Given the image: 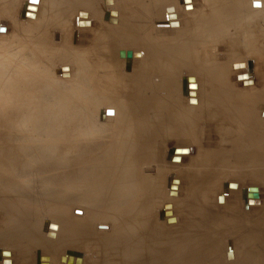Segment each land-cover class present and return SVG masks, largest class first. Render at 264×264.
Returning a JSON list of instances; mask_svg holds the SVG:
<instances>
[{
  "label": "rangeland",
  "instance_id": "obj_1",
  "mask_svg": "<svg viewBox=\"0 0 264 264\" xmlns=\"http://www.w3.org/2000/svg\"><path fill=\"white\" fill-rule=\"evenodd\" d=\"M182 1L163 0L161 2V0H123L122 2V0H90L85 6H80L79 0H0V29H2V31H0V55L2 57L7 56V48L12 49L15 55L14 58L11 57L13 61L11 64L7 63L10 62L8 59L3 58L5 68L1 73L2 75H7L9 72V74L13 76L12 79L8 78L6 82L9 83V89L12 90L15 98V116L14 122L12 123V131L15 136V150L12 158L14 172H20V174L33 172L31 176L32 181L30 179L24 181L22 178L23 176L19 178V181L23 180L24 185H27L30 189L35 188L34 190L36 191L40 189L47 190L45 192L47 193L45 194L47 198L44 202L47 203V207L51 210L56 208L58 203L55 201L63 194L65 186L62 183V175L64 172H72L74 176L72 178H76V181L82 179V183L84 179L91 177L94 172H100L101 177L95 180L96 184L93 182L95 185L88 186L89 190L95 191L98 194L95 196H92V194H84L82 197L81 209L78 211L84 213L92 211L93 208L90 206L91 201L102 198L101 200L104 201L105 209L107 210L102 216V225H108V229L106 226L103 232L109 234V241H111V243H130L133 242L135 237L141 235L140 225L135 223V218L137 216L133 218L126 209V205L128 204L126 202L130 201L124 198L123 200L126 205L124 203V205L119 208L115 207L112 203L115 189L110 183V180H105L112 175V172H139L143 177L146 175L147 181L142 184H145L141 188L142 192L144 190H149L151 186L156 189L155 184H159L160 198H158V208H171L176 215V217H172V211L165 214V216L168 217V222L177 220L175 219L177 217H181L182 221L185 219H198L199 216L196 215L194 211L196 212L199 207H196V205H193L194 203L192 204V202H190V199L192 200L191 191L196 188L203 190L204 187L209 195V199L207 200L209 203L208 205H210L215 213L227 215L229 214L228 212L231 213L233 209H235L234 211L240 210L239 212L241 214L245 212L242 214L245 219L252 217L256 213L258 217H263L261 214L264 212V177L248 174V171L241 172L239 170L240 172H237L238 170L232 168V166L230 168L229 166L228 168H224V162L220 160V155L223 157V154H221L223 150L232 148L230 139H233V134L235 135L234 130L236 129L233 130L226 126L229 125V123L230 125L234 124L235 121L229 120L230 118L225 120L223 116L218 113L214 114L217 118L214 116L213 119H210L207 114L208 112H203V114L207 115L206 118H204L200 116V111L196 110L197 113H199L197 118L196 116H191L197 119V121H195L193 118L194 120H192L191 124L193 127L195 125L196 128H185L184 130L186 131H184V127H182L184 121H181L179 122L181 128L179 125V130L177 129L178 131L176 130L175 132V122L172 120L170 121L172 115L170 113L166 114V112L161 110L168 106L166 103L162 105L158 111H153L152 109L142 112L141 104L135 101L141 89L132 84V78L135 74L140 72V69L135 68V65L140 59L142 60V56L138 55L134 57L126 53V64L130 65L131 68H125L122 62H120L121 65L117 63L113 68L114 70L112 71L114 73L109 72L111 74L106 70L107 66L104 67V65L111 63L112 60L116 58L117 49L120 48V46L124 56V48L122 47H124L123 43H127L128 38H131L134 44L131 47H137L136 49H139V52L136 50L138 53H140V50L143 51V48L147 50L148 48L155 47V45V49L159 48L158 51L162 52H164L166 48L174 46L175 35L178 34L175 32V27L170 28L169 26L162 25V23H165L163 21L165 17L164 8L167 5L173 3L176 5L173 4L174 8L171 6L173 9L171 8L172 10L169 11V13L171 14L172 12V14L176 15H172L174 19H170L173 22L179 21L178 25L181 26V32L186 31L185 33L188 34H186V36L184 34L181 39L186 40L187 36H192L191 29H194V26H199L200 22L196 20L202 18V15L198 14L200 7L212 1L187 0V2L190 1L189 3L185 0ZM190 3L193 6L190 5ZM182 6H185V8L183 9ZM81 8H86L88 10L90 14L89 20H76V18L78 19L80 16L86 17V12L81 10L79 11L80 14L78 13V15H76V11ZM121 17H123V20H121ZM125 18L127 20L129 18V20L126 21ZM145 18L146 20H144ZM10 19L17 20L18 26L12 27L10 25ZM124 20L126 24L125 22L122 23ZM159 20L161 26H157L158 23L156 22ZM127 23L128 27L126 26ZM242 25V27L237 26V29L232 34L230 33L232 36H225L223 39L225 52L229 56L236 53L235 59L228 60V64H230L231 61L236 67H230L229 65L230 71L227 75V82L230 87L228 86V89H233L232 91H235L234 93L236 96L242 94H255L257 99H253L252 102L257 104V108L255 105V109L259 111L264 106V19L260 17V15L257 19L254 18L253 21H248V18H246L245 23ZM75 26L79 27V31L75 30ZM131 26L133 28L131 29L132 31L128 29ZM138 27L140 28V31L138 30L140 33L136 30ZM81 29L85 30L83 31ZM134 29L136 31H134ZM128 30L129 32H127ZM127 33L131 35L129 36ZM122 37L123 39H127L121 40ZM257 37L259 39H257ZM143 40L146 41V45L142 43L144 42ZM150 41H153V44L148 46ZM132 42H130V44ZM213 42L214 41H208L204 44L199 43V46L197 44L195 47L197 49L194 48L196 52L193 50L192 54L190 51L191 54L189 57H193L194 55L202 57L205 53L206 56L211 58L208 48L211 49L210 47L214 44ZM221 46L222 45H219L218 49L223 50ZM197 51H199L200 56ZM166 52L169 53V50ZM176 59H180V57ZM214 59L212 58L211 60L215 61ZM179 61L185 62L186 60L180 59L175 61L176 65L178 64L177 67L180 66L179 63L183 66V68L181 66V68L179 67V71L175 65V71L177 69V71H179H176L177 75L175 73V84H177L175 88L177 87L176 93L182 91L180 93L184 96L185 93L183 92V88L180 87L182 86V73H188L189 70L194 71L196 68L194 67V69L191 67L189 62L182 64V62ZM250 63L253 68L250 70L248 69V73L255 82L252 86L247 87L244 84L248 81L252 83V81L251 79L247 81L243 79L242 76L246 75V73L241 74L240 78L237 76V81L234 77L236 75L235 73L246 71ZM187 64L190 67H187ZM163 66L164 65H162V70ZM171 66L170 64L167 65L166 70H169ZM232 68L235 70L233 71ZM123 72L128 76L126 79ZM195 72L197 73L198 71L196 70ZM118 75H120L119 78L122 77L121 81ZM123 79H125L126 84L122 82ZM170 89L171 88H169L168 91L172 92ZM1 91V96L8 93L5 89ZM174 93L173 91L172 97L175 95ZM185 96L184 98H186ZM259 97L262 98L260 99ZM183 102L185 104L186 100H183ZM182 108L184 110V106ZM230 111L231 110L228 112ZM191 112L194 113V110ZM179 113L180 115L176 113V116L190 115L187 111H181ZM184 113L186 114L184 115ZM169 114L171 115L170 117L168 116ZM232 114H234V112ZM173 116H175V114ZM92 117H95V131H97L98 134L97 137L94 135L93 138H90L94 130V126L89 122ZM165 118H168L169 121H166ZM193 121H195L194 124ZM105 127L113 132L111 137H105ZM225 127L227 129L230 128V130L227 131ZM263 130L264 126L262 132ZM190 131L191 133H189ZM177 132L178 134L181 133L180 136ZM262 132L260 131V133ZM176 134L177 137H175ZM188 135H192L191 139L194 137L193 140L190 138L188 139ZM227 135L228 137H226ZM88 136L89 138H87ZM185 136L187 139L184 138ZM186 144L191 149L177 148L182 151L180 153H185L186 156L182 161L179 159L178 164H175L176 160L173 159V157H175V152H173L172 149H175L176 145ZM170 150H172V153H170ZM189 150L192 152H190V155H188ZM201 156H210V159L208 157L202 158ZM216 156L219 157L217 158ZM205 159L209 164L206 162L204 163L203 160ZM218 159L220 162L217 161ZM228 162V165L234 163L233 161ZM193 163L197 167L193 166ZM200 163L201 166H198ZM221 163L223 165H221ZM204 165L205 169L206 166L209 168L207 169V173L204 171ZM216 166L219 168H216ZM191 167H193L194 170ZM199 167H202L204 170L200 168L201 171ZM197 168L200 173L202 172L201 175L203 173L207 175L201 176L199 172L195 170ZM217 169L219 172H217ZM213 170L216 172H213ZM175 177L179 178L180 181ZM207 177L209 180L206 179ZM169 178H173L174 181L180 182L178 190L179 195L175 199V204L169 201L164 202L166 200L165 196L167 189L170 190L169 195H177L174 185L175 182L171 183ZM45 180L47 181V189H45V185L41 183ZM211 182L214 184L210 186ZM206 183L209 184L205 185ZM226 183H231L235 186H225ZM249 184H256V186L259 187L260 198H258L256 194L253 198L259 200L256 201V205L248 209L243 205L240 192ZM141 190L139 192H141ZM209 190L211 192H209ZM148 192L147 196L142 195V203L153 199L150 190ZM206 192H201V195L207 194ZM137 194L135 193L136 196ZM215 195L218 196V205L215 203ZM40 199H42V197H38L36 200L39 202ZM137 199L138 198L134 197L130 200L136 203L138 202ZM184 201H189L191 204L189 202L188 204L191 206L187 208L183 207L182 204L185 203ZM252 203L255 204V202ZM216 206H218V208ZM232 206L234 208H232ZM115 209L118 210V213L114 211ZM58 214L56 216L57 218L60 216ZM115 214H117L118 217L121 214V218L115 220L113 217ZM256 215L253 217H257ZM30 219L36 221L37 217L31 215ZM60 219L55 222L53 221L51 223L52 225L49 223V227L47 226L49 233H44L45 231L42 229H36V234L32 232L33 240L42 242V247L40 249L37 248V253L34 251L36 249L35 247L28 249L29 244L25 243L26 239L24 237L16 239L15 243H11L15 244L14 246H9L11 247L13 255H15L13 256V261L18 264L19 260L22 258L20 255L23 251H29V255L35 258V253L44 252V248H46L45 252L48 253L50 257H56L58 255L57 253L60 254L68 250L79 251L84 256L85 264H90L95 260L98 264H104L109 260L112 261L115 259L116 253L119 255L121 254V251H107V236H104L106 239H103L97 244L96 240L90 237L92 233L97 232L95 230L89 233V229L86 231L87 235L84 233V237L81 239L78 238L81 243L76 241V238L80 234H78L74 224L71 223L72 225H69L70 221H68V219H65V223H61ZM155 219L157 220V218ZM231 225L233 226V224ZM216 227L218 226H211L208 230H199L200 233L195 234V238L197 239V241H195L199 242L201 246L204 244L202 250H204L207 244L209 246L213 245L215 242L219 244L221 243L219 242L220 240L223 241L226 239L224 235H210L211 232L214 233V231L218 230ZM159 228L160 230L157 231L158 233L156 235L157 238L154 239V241L159 244L161 254V260L158 264H169L167 263L166 257L175 250L170 240L171 238L177 239V235H181V230H179V232L176 228L175 230H168V226L162 224H160ZM149 230H151V228ZM114 231H116V233ZM59 233L62 239H60ZM106 233L104 235H106ZM261 235V233L258 234L260 237L251 240L249 244L253 247L259 246L258 249L261 246L260 252L262 253V251H264L262 250V248L264 249V239H262L264 236L262 235L261 238ZM83 239H86L85 242L81 241ZM89 240L91 243L88 242ZM3 244H9V242H1L0 247H2L1 245ZM225 244L226 242L224 241V249L226 246ZM262 254H264V252ZM60 262L70 264L67 263L68 261ZM136 263L135 260H130L128 264ZM72 264H75L73 260Z\"/></svg>",
  "mask_w": 264,
  "mask_h": 264
},
{
  "label": "bare ground",
  "instance_id": "obj_2",
  "mask_svg": "<svg viewBox=\"0 0 264 264\" xmlns=\"http://www.w3.org/2000/svg\"><path fill=\"white\" fill-rule=\"evenodd\" d=\"M79 1H80V6H85L90 0H79ZM149 1H153V0H149ZM162 1L163 0H161V2ZM185 1L187 2V0H185ZM211 1H212L211 3L210 2L205 3V4L203 3L204 5L200 7L198 14H201L202 16L201 15L200 16L202 18H200V16H199V18H200L199 20L196 18L197 19L196 21H199L200 24L197 27L194 26V29H191L192 30V36H187L186 40L181 39V37L184 34L186 36L187 33H185L186 31L181 32V29H180L181 26L178 25L179 21L173 22L170 19V18L174 19V17L172 15H176V14H172V12H171V14L169 13V11H171L174 8L173 7L174 3L165 6V8H164L165 17L163 20L165 23H162V25L163 26H169L170 28L175 27V32L178 33L177 35H175V45L170 46L169 48L165 49L166 51L169 50V53H167L165 50H164V52L158 51L159 48L155 49L156 45L153 48L151 47L152 49H155V50H152L151 48L144 50L145 49V48H143L144 44L142 45V48H143L142 50L144 52L140 50V53H138L139 49H136L137 47H131L134 44H133L131 38H128L127 43H123L124 47H122V48H124V56L121 52V49H120L121 46H120V48L117 49L116 58L113 59L111 63L104 65V67L107 66L106 70H108V73L113 72L112 70H114L113 68L115 67V65L117 63H119V65H121L120 62H122V64L125 66V68H131L130 65L126 64L127 58H125V54L129 53V54L133 55L134 57H137L138 55L142 56V60L140 59L138 61V63L135 65V68L140 69V72L135 74V76H133V78H132L133 79L132 84H134L135 87H139L141 89V92L138 95L137 99H135V101H137L141 104V106H142L141 111L142 112H145L147 110H152V109H153V111H156V110L158 111L159 108H161L162 105H164L166 103V105H168V106L166 108H162L161 110L166 112V114L170 113L172 115V117L170 118V121L172 120L175 122V125H174L175 126L174 127L175 132L177 129L179 130V125L181 128V124L179 123L181 121L182 122L184 121V124H182V127H184L183 130L185 128L193 127V125L191 126V124H192V120H194L195 118L191 117V116L193 115V116H196V118H197L199 113H200L201 117L206 118L207 115L203 114V112H205V113L208 112L207 114H208L210 119H213L214 116L217 118V116L214 115L216 113L222 115L225 120L227 118H230L229 120H233V122L234 121L235 122H234V124L231 123L232 125H230V123H229V125H227L228 124L227 123L226 127H230L233 130L234 129H236V130H234L235 135L233 134L234 132L232 133L233 139H230V145L232 148L231 149L227 148V150H223V152L221 153V154H223L222 155L223 157H221V155H220V160L222 162H224V165H225L224 168H226V167L228 168V166L230 168L232 166V168H234V169L236 168V170H238L237 172H240V171L241 172H247L248 171V174H254L255 176L264 177V134H263L264 130L262 132V129L264 126V124H263L264 123V106L261 110H259L260 111L259 112L257 109H255V105L257 108V104L252 102L253 99L256 98L255 94L254 95L253 94L252 95L242 94L240 96H236V94L234 93L235 91L234 92L232 91L233 89H228V86L230 87V85L227 82V79H228L227 75L229 74L230 67H235V65L233 63H231V61H230V64H228L229 63L228 60L229 59H235L236 53L231 54L229 56L225 52L226 50H225L224 42H223L224 37L225 36L230 37V35L237 29V26H241V27L243 26L242 24L245 23L246 18H248V21H253L254 18L257 19V17H259V15H260V17H263V19H264V0H211ZM122 2H123V0H122ZM177 2H178V0H177ZM189 2H187V3H189ZM128 3H130V2H128ZM158 3H160V2H158ZM94 4H95V2H94ZM102 4H103V2H102ZM180 5H182V4H180ZM190 5H192V4L190 3ZM105 6H106V4H105ZM125 6H126V4H125ZM185 6L184 7L182 6L183 9L185 8ZM69 7H71V6H69ZM168 7H170V8H168ZM177 7H178V4H177ZM193 8H192V10L194 11ZM80 10L83 12H86V17L80 16L78 19L76 18V20H89L90 14L86 8H81V9L77 10L76 15H78ZM145 10H146V8H145ZM130 11H132V10H130ZM174 11H175V9H174ZM13 15L16 16L15 14H13ZM133 15H132V17H133ZM120 16H122V15H120ZM137 16H138V13H137ZM146 18L144 20H146ZM169 19H170V21H169ZM121 20H123V17H121ZM128 20H129V18H128ZM128 20L126 19V21H128ZM200 20H202V21H200ZM124 22H125V20L122 21V23H124ZM147 22H149V21H147ZM156 23H158L157 26H161V24H159L160 20L157 21ZM156 23H155V25H156ZM125 24H126V22H125ZM139 24H142V23H139ZM10 25L12 27L18 26L17 20L10 19ZM170 25H173V26H170ZM174 25H176V26H174ZM234 25H235V27H234ZM126 26L128 27V23ZM146 27H148V26H146ZM138 28L137 29L135 28L137 30V32H138V30L140 31V28L139 29ZM128 29L131 30L133 28L131 26ZM135 29H134V31H136ZM75 30L79 31V27L75 26ZM81 30L84 31L85 29H81ZM242 30H244V29H242ZM131 31H130V33H131ZM189 31H190V29H189ZM125 32H126V28H125ZM127 32H129V30ZM132 33H134V32H132ZM138 33H140V32H138ZM150 36H152V35H150ZM126 37H128V36H126ZM143 38H144V36H143ZM122 39H123V37L121 38V40ZM126 39H123V40H126ZM147 39H146V41H147ZM257 39H259V38L257 37ZM146 41H144L142 43H145ZM208 41L209 42L214 41L213 42L214 44H212V46L210 47L211 49L208 48V50H210L209 54L211 55V58L206 56L205 53H204V56L201 54L202 57H198L196 55H194V56L191 55L193 57H189L191 52L193 50L195 51V49H197V48H195L197 44L199 46V43L204 44V43H207ZM130 42H132L131 43L132 45L130 44ZM150 44L152 45L153 41H150L148 46H150ZM145 45H146V43H145ZM219 45H222L221 48L223 47V50L218 49ZM136 50H138V52ZM199 51H197L198 55L200 54ZM6 53H7V56L2 57L0 55V92H2L1 90H4V89H5V91H8V93H6V95L5 94L3 96L0 95V244H1V242H3V243L9 242V244H5L6 246L3 244L4 246L1 245L2 247H0V264H16L15 261H13V256H15V255H13V253L11 251V247H9V246H14L15 244H11V243H15V240L19 239L21 237H24L26 239L25 243L29 244L28 249L35 247L36 249L34 251L37 253V250L42 247V245H41L42 242L39 240H33L32 232L34 234H36L35 233L36 229H39V230L42 229L45 231L44 233H47L48 232L47 226L49 225V223L51 224L53 221L55 222L56 220H59L60 218H61L60 219L61 223H65V219L66 220L68 219V221H70L69 225H72L71 223L74 224L75 229L77 230L78 234H80L76 238L77 239L76 241L80 242L79 239H81L82 237L85 236L83 234L85 233L87 235V233H86L87 230L90 229L89 233H91L92 230H95L97 232L92 233L93 236L90 234L91 235L90 237H92L94 240H96L97 244L99 242H101L103 239L108 238V241L106 244L107 251H110V250L115 251V252L121 251L120 255L117 253L115 255L113 253L116 256L115 259H113L112 261L109 260V261L105 262L104 264H128L130 260H135V262H137L136 264H158L161 260V256H160L161 254H160L159 244H157L154 241V239L157 238L156 235L158 233L157 231L160 230V228H159L160 224L168 226V228H167L168 230H175V228L178 232H179V230H181V235L178 234L177 239L171 238V240H170L171 241L170 243H172V245H173L172 247L175 250L173 253L168 254L166 257L167 263H169V264H263L264 263V256H263L264 254H262L264 251H262V253L260 252L261 246L258 249L259 246L253 247V246H251V244H249V242L251 240L260 237V236H258V234L261 233L264 236V214H263L264 212L263 213L261 212L262 213L261 216L263 215L262 218L258 217L257 213H256L257 215L254 213L257 217H253L255 215H253V213H252L253 216L246 218V219L244 218V216H242V214H244L245 212L244 213L242 212V214H241L239 212L240 210L234 211L235 209H233L234 212L233 211L231 213L228 212L229 214H227V215L226 214H221V215L217 214L210 207V205H208L209 203L207 200L209 199V195L206 192V188L204 186L203 187H204L205 191L203 188H202L203 190H199L196 187H195L196 188L195 190L191 191L192 200L190 199V202H192V204L194 203L193 205H196V207H199V209L196 210V212L194 211V213H196V215H198L199 218L195 219L193 216L194 219H185L182 221L181 217H179V218L177 217V218H175L177 220L168 222L167 221L168 217L165 216V214H167L169 211H172L171 216L176 217V215H175V212L173 211V209H171V208H167V207L166 208L163 207L160 209L158 208V203H159L158 198H160V195H159L160 185L159 184H155L156 189H154V187H152V186H151L152 188L150 187V189H149L150 193H152L153 199L150 201L148 200L147 202L142 203V199H143L142 195L147 196L149 193L148 192L149 190H144L143 192L141 190V188L145 185V184L142 185L143 182L147 181V179H146L147 176L145 175V177H143V176H141V174H139V172H133V173L132 172H112V175L107 177V179H105L106 181L110 180L111 181L110 183L113 185V187L115 189V191H114L115 195H113V197H112V203L114 204L115 207L119 208V207H122L125 203L123 199L124 198L128 199L130 202H126V203H128L127 205L125 203L126 209H127V211H129L128 213H130L133 216V218H135L137 216L135 218L136 219L135 223L140 225V229H141L140 234L141 235H139L138 237H135L133 239V242H130V243H123V242L122 243H111V241H109V234H107L106 232H103V230H105L104 228L106 226H107L106 228L108 229V225H106V224L102 225V222H103L102 216L107 212V210L105 209L104 201L101 200L102 198H98V200L91 201L90 206L93 208L92 211H89L88 213L78 211L79 209H81L82 197L84 194H92V196H95L96 194H98L95 191L89 190L88 186L96 184L95 180L99 179L101 177L100 172L99 173L94 172L91 177L84 179L83 183H82V179L76 181V178H72V177H74L72 172H64V174L62 175L63 176L62 183L64 184L65 187H64L63 194L58 197L57 201H55L56 203H58L56 206L57 209L56 208H54V210L49 209L46 205L47 203L44 202V200L47 198V195H45V194H47V193H45L47 190L40 189V190L36 191V190H34L35 188L30 189L27 185L23 184V182L26 180L30 179L32 181L31 176H32L33 172H25V174H20V172H14L15 170L13 169L14 164L12 162L13 161L12 158L14 156V150H15V144H14L15 136H14V133L12 131L13 130L12 123L14 122V116H15V112H14L15 111V108H14L15 98H14V95L12 93V90L9 89V86H8L9 83L6 82V81H8V78L12 79L13 76L11 74H9V72L7 75H2L1 73L5 68L4 67L5 64L3 63V60L6 58V59H8V61H10L7 63L11 64L13 62L11 60V57L14 58L15 55H14L13 50L10 48L6 49ZM192 54H193V52H192ZM175 56L180 57V59H183L184 61L186 60L185 61L186 63L189 62V65L193 68L195 67L196 70L198 71L197 72L198 74L195 72L196 70H194V71L189 70L188 73L187 72L182 73L183 74L182 75L183 76L182 77V83L181 82H179V83H181V85H182L180 87L183 88V92L185 93L184 96L186 95L185 96L186 98H184L183 94L180 93V92H182V91H180V90H182L180 87H178L180 89V90L178 89L180 92L176 93L177 87L175 88V85H177V84H175V73L177 75V72L180 71L179 67L181 66V63H179V62H182V61L178 62L180 64V66L177 67L178 64L176 65L175 61L180 60V59H176L178 57H175ZM212 58L213 59L215 58L214 59L215 61L211 60ZM119 59H122V60H119ZM190 60H192V61H190ZM185 62H182V64H184ZM169 64L172 66L170 67L169 70H166V66ZM162 65H164L163 70H162ZM175 65L179 69V71H177L178 69L176 68L177 72L175 71ZM189 65L187 64L186 66L190 67ZM229 65H230V67H229ZM7 66L10 67L9 65H7ZM181 67L183 68V66H181ZM10 68L13 69L12 67H10ZM252 68L253 67H251V63H250L248 65L246 71L235 73L236 75H235L234 79L237 81V79L241 77V74L246 73V75L242 76L243 79H245L246 81L251 79L252 83H250L248 81L249 83L246 82V84H244V85L247 87L252 86L254 84L255 80H253L252 76L249 75V73H248L249 72L248 69L250 70ZM232 70H233V68H232ZM109 74H111V73H109ZM123 75L126 76V73L123 72ZM119 76L120 75H118V78H119ZM185 76H187V77H185ZM237 76H239V77L237 78ZM127 77L128 76H126L125 79ZM108 78H110V77H108ZM114 79H115V77H114ZM119 79L121 81L122 77ZM125 79H123V81H122L124 84H126ZM180 81H181V79H180ZM114 82H116V81H114ZM169 88H171L170 90H172V92L168 91ZM173 91L175 92L174 93L175 95L172 97ZM248 92H250V91H248ZM236 93H238V92H236ZM237 95H239V94H237ZM257 97H258V95H257ZM262 97H259V98L261 99ZM174 98L176 99V101ZM183 100H186V102H185L186 105L184 104ZM259 101H257V102H259ZM260 103H262V102H260ZM183 106H184V110L182 108ZM192 110H194V113L191 112ZM196 110L197 111L199 110L200 112L197 113ZM202 110H204V111H202ZM229 110H231L232 112L231 111H230L231 113L228 112ZM181 111H187V113L188 114L190 113V115L187 116V115H185L186 113H184L185 116H176V113L180 115L179 112H181ZM233 112H234V114H232ZM170 114L168 115L169 117L171 116ZM174 114H175V116H173ZM94 118L95 117L90 118V121H89L91 123V125L94 126L93 134H92V136H90V138H93L94 135H95V137H97V134H98V132L95 131L96 126H95V119ZM180 119H182V120H180ZM165 120L167 121L168 118L167 119L165 118ZM195 121H197V119H195ZM195 121H193V124L195 123ZM194 127H195V125H194ZM193 128H192V130H193ZM230 128L229 129L226 128V130L229 131ZM104 131H105V137H111L112 136L113 132L109 128L105 127ZM184 131H186V130H184ZM260 131L262 133H260ZM181 133H183V132H181ZM189 133H191V131ZM189 133H187V134H189ZM226 133H228V132H226ZM177 134H178V132H177ZM177 134L175 137H177ZM180 134H178V135L180 136ZM186 136L184 138L187 139ZM191 136H189L188 139L189 138L191 139ZM226 137H228V135ZM87 138H89V136ZM193 138L194 137H192L191 140H193ZM229 138H231V137H229ZM191 142H193V141H191ZM175 148H180V149L181 148H189V149H191L187 144L186 145H176ZM172 150H175V149H172ZM190 152L191 151L189 150L188 155H190ZM198 153L201 154L200 152H198ZM217 153H215V154H217ZM219 153H218V155H219ZM174 154H175V156H177V155L179 156L180 161H182L183 158L186 156L185 153H180V152L174 153ZM199 154H198V156H199ZM215 154H213V155H215ZM204 157H208V156H204ZM204 157H202V158H204ZM216 157L218 158L219 156H216ZM213 158H214V156H213ZM206 159L203 160L204 163L206 162ZM211 159H212V157H211ZM200 161H201V159H200ZM212 161H214V160H212ZM217 161H219V159ZM228 161H233L234 163L231 165H228V163H229ZM178 163H179L178 161H175V164H178ZM206 163L209 164V162H206ZM221 165H223V164L221 163ZM193 166H196V165L193 163ZM198 166H201V163ZM218 166H219V164H218ZM204 167H205V165L203 166V168ZM191 168L194 170L193 167H191ZM200 168H202V167H199V169ZM216 168H219V167L216 166ZM232 168H231V170H232ZM207 169H209L208 166H206V169L204 170V171H206V173L208 172ZM214 169H215V167H214ZM195 170L198 171V168ZM197 171H195V172H197ZM213 172H216V171L213 170ZM217 172H219V170ZM220 172H221V169H220ZM234 172H236V171H234ZM201 173L199 172L200 175H201ZM205 174L203 173L202 175H205ZM218 175H219V173H218ZM21 176H23L22 178L24 179V181L23 180L19 181V178ZM208 176H210V175H208ZM175 178L179 180V178H177V177H175ZM206 179H208V177ZM208 180H207V182H208ZM169 181H171V183H172L173 179L170 180V178H169ZM93 182H95V184H93ZM41 183H43L45 185L44 186L45 189H47V181L45 180ZM179 183L180 182L174 183V185L176 187L177 195L176 196L169 195L170 190L167 189L166 196H165L166 200L164 202L169 201V202H173L175 204V199L179 195V192H178ZM207 184H209V183H206L205 185H207ZM213 184L214 183L211 182L210 186ZM170 187H172V186H170ZM258 188L259 187H257L256 184H252V185L249 184L248 186L245 187V189L243 188L242 191L240 192L241 193V199L243 200V205L246 208L249 209V207L256 205V201L259 199H254L253 197L257 194L258 198H260L259 197V194H260L259 191L260 190ZM193 189H194V187H193ZM140 190H141V192H139ZM200 191L202 193L206 192L207 194L201 195ZM209 192H211V191L209 190ZM135 193L136 194L138 193L137 196L135 195ZM171 193H172V191H171ZM38 197H42V199H40L39 202L36 200ZM134 197L138 198L137 199L138 202L133 203V201L130 200L131 198H134ZM188 202L183 203L182 206L186 207V208L190 207L191 203L189 202L190 204H188ZM252 202H255V204ZM215 203H216V205L219 204L218 203V196H216V195H215ZM216 207L218 208V206H216ZM232 208H234V207L232 206ZM114 211H116V213H118L117 209H115ZM225 211H227V210H225ZM163 212H164V214H163ZM57 214L60 215L58 218L56 217ZM31 215L32 216L35 215L37 217V220L32 221V219H30ZM113 217L116 220L117 218H121V214L119 215V217L117 216V214H115ZM155 218H157V220ZM132 221H133V219H132ZM231 224H233V226H235V227H233ZM215 225L218 226V227H216V229H218V230L217 231L213 230L214 233L211 232L210 235H216V236L224 235V237L226 236V239H224L223 241L219 239L220 240L219 242H221L219 244H216V242L213 243V245H211V246H209L207 244L205 246L204 250H202V246L204 244L201 246L199 242H196L197 239L195 238V234L200 233L199 230L200 231L208 230V228H211V226H215ZM150 228H151V230H149ZM61 231H62V228H61ZM209 231H211V230H209ZM69 232H70V229H69ZM114 232L116 233V231H114ZM60 233H59V237H60V239H62V237L60 236ZM105 233H106V235H104ZM204 233H206V232H204ZM262 235H261V238H262ZM104 236H107V237L104 238ZM262 239H264V237ZM85 240L86 239H83L81 241L85 242ZM214 240H218V239H214ZM224 241L226 242L225 249L223 248ZM88 242H90V240ZM21 244H23V243H21ZM43 250H44V252H38V254L35 253V258H33L34 256L31 257V255H29L30 254L29 251H23L22 254L20 255V257H22V258L19 260L18 264H65V263H62L60 261H68L67 263L72 264V260L75 262V264H85L86 263L83 254L79 251H73V250L69 251L68 250L67 252L65 251V252L60 253V254L57 253L58 255L56 257H50L48 255V253L45 252L46 248H44ZM262 250H264V249L262 248ZM66 253L68 255L69 254L70 255L65 257ZM118 253H120V252H118ZM4 254H7V255H4ZM109 254H110V252H109ZM90 264H98V262L95 260Z\"/></svg>",
  "mask_w": 264,
  "mask_h": 264
},
{
  "label": "water",
  "instance_id": "obj_3",
  "mask_svg": "<svg viewBox=\"0 0 264 264\" xmlns=\"http://www.w3.org/2000/svg\"><path fill=\"white\" fill-rule=\"evenodd\" d=\"M170 152L172 153V150H170ZM173 152H175V153H178V152H182L180 149H177V148H175V150H173ZM173 159H175L176 161H178L180 158L179 157H177V156H175V157H173ZM171 179H173V178H170V180ZM173 182H176V181H174L173 180ZM225 186H233V184H231V183H226V185ZM174 188V187H173ZM221 197V196H220ZM70 255V254H69ZM67 253H66V255H65V257H67V256H69Z\"/></svg>",
  "mask_w": 264,
  "mask_h": 264
},
{
  "label": "snow or ice",
  "instance_id": "obj_4",
  "mask_svg": "<svg viewBox=\"0 0 264 264\" xmlns=\"http://www.w3.org/2000/svg\"><path fill=\"white\" fill-rule=\"evenodd\" d=\"M0 31H2V29H0Z\"/></svg>",
  "mask_w": 264,
  "mask_h": 264
}]
</instances>
